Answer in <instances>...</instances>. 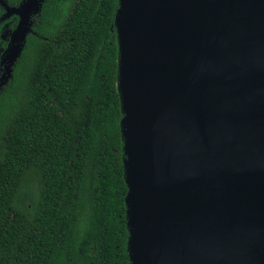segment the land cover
<instances>
[{"label":"water","instance_id":"95a60500","mask_svg":"<svg viewBox=\"0 0 264 264\" xmlns=\"http://www.w3.org/2000/svg\"><path fill=\"white\" fill-rule=\"evenodd\" d=\"M43 1L0 0V90ZM118 1L130 264H264V0Z\"/></svg>","mask_w":264,"mask_h":264},{"label":"trees","instance_id":"16d2710c","mask_svg":"<svg viewBox=\"0 0 264 264\" xmlns=\"http://www.w3.org/2000/svg\"><path fill=\"white\" fill-rule=\"evenodd\" d=\"M118 6L44 0L32 18L0 90V264H130ZM26 186L34 197L19 204Z\"/></svg>","mask_w":264,"mask_h":264},{"label":"rangeland","instance_id":"374dc122","mask_svg":"<svg viewBox=\"0 0 264 264\" xmlns=\"http://www.w3.org/2000/svg\"><path fill=\"white\" fill-rule=\"evenodd\" d=\"M11 31L12 30H10L9 28H5V30L2 33V35H3L2 39L3 40L6 39V41H9ZM33 197H34L33 187L26 186L20 191L17 202L19 204H27L28 205Z\"/></svg>","mask_w":264,"mask_h":264},{"label":"flooded vegetation","instance_id":"af4514ba","mask_svg":"<svg viewBox=\"0 0 264 264\" xmlns=\"http://www.w3.org/2000/svg\"><path fill=\"white\" fill-rule=\"evenodd\" d=\"M3 3H6L8 6H10L9 4H8V2H7V0H1ZM22 0H20V2H21ZM20 2L17 4V5H12V6H18L19 4H20ZM11 6V7H12ZM0 7L3 9V13H4V11H5V9H4V6H2L1 5V3H0ZM3 13H2V15H3ZM1 15V16H2ZM1 16H0V18H1ZM13 18V17H17L16 15H11V16H9L8 18H4V19H0V24H2L3 23V25H2V29L0 30V38L2 39L3 38V35H2V33H3V31L5 30V28L8 26L7 24H4V22H5V20H7V19H9V18ZM17 21H18V17H17ZM8 28V27H7ZM14 29V28H13ZM13 29H10V30H13ZM2 41H5L6 42V46H7V43H8V41H6V39L5 40H3L2 39ZM5 46V47H6ZM5 47H2L1 45H0V59H1V55H2V52H3V50L5 49ZM2 66H3V64H1L0 65V75H1V73H2Z\"/></svg>","mask_w":264,"mask_h":264}]
</instances>
